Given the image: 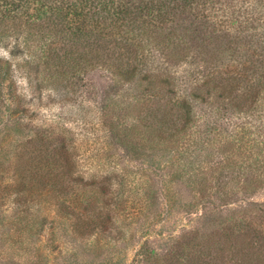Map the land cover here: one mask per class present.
<instances>
[{"label":"trees","instance_id":"obj_1","mask_svg":"<svg viewBox=\"0 0 264 264\" xmlns=\"http://www.w3.org/2000/svg\"><path fill=\"white\" fill-rule=\"evenodd\" d=\"M20 39L30 44L19 69L31 91L40 90V83L35 88L31 83L43 75L68 81L94 68L107 70L117 83L142 84L135 129L122 135L98 115L99 149L105 155L110 138L124 143L135 138L151 149L178 147L204 118L195 109L203 105L215 114L255 111L264 118V0H0V44L11 45L13 55L23 51L16 43ZM178 67L185 71L177 77ZM0 73L10 81L12 65L6 61ZM70 137L65 129L55 134L35 127L30 139L9 144L2 138L0 168L7 176L0 206L10 214L7 225L15 237L0 244V254L11 245L18 252L31 249L38 261L30 262L40 264L41 245L48 249L60 232L73 241L87 232L110 235L116 208L132 202L142 211L148 208V200L141 199L152 191L150 176L129 175L121 167L99 176L84 173L81 144ZM169 187H162L165 197ZM46 219L54 221L52 234L57 226L60 231L29 247ZM251 230L227 235L216 252L184 253L182 264H264V235L257 243L258 230ZM2 256L15 264L8 252Z\"/></svg>","mask_w":264,"mask_h":264},{"label":"rangeland","instance_id":"obj_2","mask_svg":"<svg viewBox=\"0 0 264 264\" xmlns=\"http://www.w3.org/2000/svg\"><path fill=\"white\" fill-rule=\"evenodd\" d=\"M16 43L23 51L13 55L11 45L5 48L0 44V69L6 61L12 65L10 81L0 73V147L4 145L3 139L9 144L22 137L30 139L35 127L53 129L55 134L65 129L68 138L71 135L72 140L81 144L79 153L85 160L82 172L99 176L121 167L129 175L150 176L153 184L152 191L141 199L148 200V208L142 211L139 203L134 202L123 210L116 208V222L109 228L110 235L84 232L78 239L74 236L73 241L72 236L60 232L48 249L41 245L40 264H182L184 253L191 255L201 248L216 252L227 235L251 232L253 228L260 235L256 242H261L264 144L257 143L264 138V118L258 117L257 112L215 114L209 106H199L195 109L204 118L197 129L186 133L178 147L154 145L151 149L136 144L134 137L130 143L110 138L108 153L114 159H106L109 154L99 149L98 115H104L108 126L113 123V129L122 135L135 129L142 110L138 100L143 96L142 84L117 83L107 70L94 68L68 81L43 75L39 82L31 83L34 88L41 85L34 92L27 85L23 68L19 69L28 60L30 44L23 40ZM30 51L40 54L33 48ZM174 71L177 77L181 76L185 67ZM207 122L214 124L207 126ZM6 176V169L0 168V187ZM164 186H170L172 198L169 193L164 196ZM42 214L46 216L44 211ZM9 215L0 206L1 245L15 237L14 228L7 225ZM40 224L42 232L32 237L29 247L49 241L60 231L57 226L52 234L53 220H41ZM11 246L1 251L8 252L15 264L23 263L20 256L29 262L23 264L38 261L33 250L18 252L16 246ZM2 254L0 264H11ZM55 254L62 257L55 258Z\"/></svg>","mask_w":264,"mask_h":264}]
</instances>
